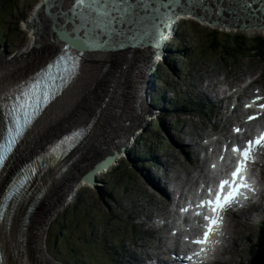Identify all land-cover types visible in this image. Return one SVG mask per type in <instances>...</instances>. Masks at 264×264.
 I'll list each match as a JSON object with an SVG mask.
<instances>
[{"label":"rangeland","instance_id":"374dc122","mask_svg":"<svg viewBox=\"0 0 264 264\" xmlns=\"http://www.w3.org/2000/svg\"><path fill=\"white\" fill-rule=\"evenodd\" d=\"M8 2L9 8L6 9ZM41 2L42 0H0V19L3 20V24L0 27L5 35L8 36L6 38L7 44L4 42L0 43V52L2 51L1 53L5 56L14 57L18 51L22 50L25 45L31 41L33 36L31 37V34L26 29L25 23L31 17L36 6ZM185 16H188V14L179 16L178 19ZM183 22L181 26L184 27V31L176 36L178 40H176V42L174 41L171 48L167 49L171 50L173 53L167 52L166 54L173 67L171 71L166 70L164 75L165 80L181 89L190 102L194 104L200 101L208 103L204 96V92L214 100H217L218 94L225 88V86H223L224 83H222L225 77H229L233 85L235 82L244 81L245 76L242 71V66L245 67L253 63L256 69L255 74L259 75L261 71H263L264 74V59L245 58V56H242L245 47H241L240 44L233 41L230 43L231 47L237 49V56L235 57L227 56L220 48L226 42L228 35L229 37L242 38L245 42H249L256 37L264 38V32L244 35L242 32H223L219 27H212L211 25L191 18H187L183 20ZM214 38H216L215 40L218 43L215 46L212 44ZM24 50L25 49H23V52H26V50ZM225 58L229 59L227 60ZM154 59L153 57V60ZM156 63L157 61L154 60L155 66ZM179 79L182 80V88L179 84ZM262 82L263 84H261V87L264 89V77ZM158 83H160V87L154 85L153 95L162 94L161 96L169 99L171 96L170 94L167 96L165 92L162 93L166 87L161 85L160 81H158ZM109 90L110 86L108 88V91ZM148 102L150 101L142 105L141 110L139 109L141 111L140 113H138V110L135 112L134 116L132 115V120H129L128 124L130 125L132 134L129 136L132 137L134 133V135L137 136L135 138L133 137L134 139H140L142 135L139 136V134H141V132H148L149 128H152L150 127V119L145 116V113L151 112L148 110V108L151 109L149 105L151 103ZM136 105L138 106V104ZM128 108L126 109L125 107L123 113L128 112L127 114L131 115L133 109L130 106ZM129 110L131 113H129ZM205 112L197 113L193 109L187 108V114H180L181 123L176 127L173 126V122L175 121L174 117L163 119L166 131L169 132L171 136L173 135V143L172 141L163 140L166 136V133L163 131L159 134H153L157 138V141L152 143L153 152L148 158L151 159V157L160 156L161 151V160L164 162V167L169 168V172L175 169V175L182 176L183 183L187 181L191 170L188 168L184 159L188 157L187 150L185 149L183 151L182 147L187 148L200 141L204 142L205 146L210 147L207 149V152L214 154V152L217 151L209 134V125L203 118ZM213 122L214 121H212V123ZM116 123L118 127L124 126L118 119ZM113 134L114 133H109L107 140H109ZM203 136L206 137L203 138ZM130 137H128L126 144L129 142ZM142 139L145 140L146 138L143 137ZM27 146H29V143ZM146 146L147 144L142 145V149ZM199 146L202 148V153L204 154V147L202 145ZM34 152L35 151H33V153ZM112 162L113 161H111V163ZM115 165L117 166L107 174L106 172L96 173V170L94 171V179L95 175L99 178L95 188L85 184H81L80 186L75 185L73 190L70 188L69 196L74 194L73 200H71L65 208H62V206L58 207L57 214L60 215L52 219L48 225V231L44 229L46 234L43 243V253L45 255V250L48 254L55 250L54 239L56 236L52 235V232H56L64 221H66L68 225L64 227V233L59 234L60 240L56 244L57 249H61L65 252L70 249H72L73 252L81 250L82 255H87H83L84 257H92V263L90 262V264H109V260H113L114 262L121 261L123 264L129 258L128 254L130 252L135 253L143 251L141 243L136 242L134 239L129 240L127 233H137L136 238H139L140 233L147 230V222H145L144 215H152L155 212L159 202L152 206L151 199L160 201V194L163 192V188H161L162 186L156 187L154 185V183H156L154 182L155 179L152 177L150 180L155 186L154 189L144 177L147 176V171L142 170V167L147 165V161L139 163L133 162L129 165L126 158L124 161L117 162ZM141 171L143 173H141ZM122 173H125V176H123ZM70 180L69 183L73 182L72 179ZM174 180L175 178L172 176L171 181ZM93 181H86L85 183L91 184ZM104 186H109V188L103 193L101 191L100 194L99 190L100 188L103 189ZM115 195L120 199L119 202L112 201V197ZM142 195L147 198V207L145 201L139 199ZM78 199L81 201L82 205L80 206V210L75 214L68 212L71 211L72 206ZM55 205L56 204H53L52 208H54ZM42 207H44L42 203L37 205L36 211L33 213L31 219L34 231H37L38 238L40 239L43 238L44 234L39 232L40 225L38 224L37 218L41 220L42 215H40V213ZM72 217L79 220L80 227L78 229L75 228L76 224ZM48 218V216L44 217V219ZM249 220L251 223L247 222ZM247 221L241 223L243 225H249L247 228H241V241L234 242L235 245L239 244L238 247L240 251L239 258L236 260L237 264H250L253 256L252 247L258 242V236L255 232L257 229L253 227L254 221L251 218H247ZM139 222H142L143 225H140ZM241 224H239V227ZM42 228H44V226L41 223V229ZM143 253L146 254L147 250L144 249ZM151 256H154V254L151 253ZM52 264L55 263L52 262Z\"/></svg>","mask_w":264,"mask_h":264},{"label":"bare ground","instance_id":"6f19581e","mask_svg":"<svg viewBox=\"0 0 264 264\" xmlns=\"http://www.w3.org/2000/svg\"><path fill=\"white\" fill-rule=\"evenodd\" d=\"M209 2L210 0H207L204 4L195 3L194 5L198 10L205 11L209 16L223 20L225 15L222 11L217 10L215 7H209ZM233 3L238 5L239 8L244 9L242 3L237 2V0H234ZM116 4L117 2L114 1L113 5L115 6ZM128 4H133V2ZM191 4H193L192 0H175L172 6L183 9ZM214 6H220L218 0H214ZM187 14L189 13L186 12L180 16ZM57 15H61L60 9L55 10L54 17ZM234 17L237 18L235 21L236 24H252L251 26L261 27L256 33L264 32V5L257 8L249 7L248 10L237 12ZM29 21L30 19L26 22ZM92 33L95 34L93 40L97 54L87 56L86 67L88 69V77L80 83L72 95L66 97L65 101L60 104L43 123L38 121L35 122V136L31 140V146L25 151L23 150L18 158H16V163L19 165L23 163L33 151H39L41 157H45L48 154V150L44 148V146H49L53 142L61 139L67 131L83 123L92 113L98 112L101 109L100 118L92 128L87 141L78 147L77 151L73 153L71 157L53 168H50L51 164L47 163L41 166L44 174L37 185L38 188L35 189V194L44 196L41 199L42 201H40V203L44 205V207L41 208V220L37 218L38 224L40 225L39 232L43 233L44 236L41 239L38 238L37 231H34V226L31 223V217L30 223L24 233V240L22 243L23 255L26 261L31 264H52L43 253V243L46 234L44 229L48 231V225L52 221L53 216L57 213L58 207H61L66 202L70 193V188L73 190L75 185L78 186L79 182L85 183L86 181H93V173L96 169H93L92 165L95 162L101 163V160L105 156L117 153L120 146L126 145V141L128 137H130L129 135H132L130 125L128 124L129 120H132V115L134 116L135 112L139 109L141 110L142 105L150 101L147 100L146 97H157L162 101L168 99L161 96L162 94L153 95L154 85L152 84L153 77L151 71L155 68L154 60H156V58L153 60L152 53H150L151 49L143 51L136 47H128L124 50L112 52L111 48L114 43V38L118 37L122 31H92ZM125 33H127V31ZM128 35L131 37L133 33L129 32ZM35 38L36 36L34 35L31 41L23 48L26 52H23L22 49L18 51L14 57H7L1 53L2 51L0 52V87L3 88L0 90V100L5 93L17 86L22 79L28 75H34L39 72L42 67L48 63L53 54L57 52L58 46H60V44L47 43L41 36L39 40L41 46L36 48L35 43H37V40H35ZM154 39L155 37L148 35L147 41H143L142 44L147 43L148 45L149 40ZM128 42H130L129 38ZM143 56H147V58L145 59ZM124 65L126 66L123 67ZM109 86L112 89L108 91ZM162 93H164V91ZM136 104H138V106ZM9 105L13 107L14 103L11 102ZM128 105L133 109L132 113L129 110L131 115H128V112L123 113L121 111L125 109V107L127 109L129 107ZM148 110L151 111L150 108H148ZM117 119L124 126L118 127V121L116 123ZM109 133L114 134L107 140ZM205 137L206 136H203V138ZM208 148L210 147L206 146V152ZM73 160L74 163L69 171L64 175H60L61 171ZM111 161H114V158ZM260 163L264 164V159H261ZM208 168H210L209 164ZM70 179H72L73 182L69 183ZM154 182H156L154 183L156 187H161L157 184L156 180H154ZM208 182L210 188L212 184L210 181ZM53 204H56L54 208H52ZM47 216L49 218L44 219V217ZM1 222L2 219L0 217V224ZM40 222L44 226L42 229ZM15 234L16 229L15 225H13L9 230V236L13 238ZM213 241L214 235H212L210 239V242ZM7 250H9L8 246ZM2 251L3 249L0 246V252ZM19 257L20 252L14 253L10 256V260L16 262Z\"/></svg>","mask_w":264,"mask_h":264},{"label":"water","instance_id":"95a60500","mask_svg":"<svg viewBox=\"0 0 264 264\" xmlns=\"http://www.w3.org/2000/svg\"><path fill=\"white\" fill-rule=\"evenodd\" d=\"M61 1L65 2V7L67 10L71 11L74 8L76 9L77 4L79 3V0H43V3L40 5L39 9L36 11L35 15L31 18V22L28 24V27H35V25H41L43 26L44 22L46 20H51L52 23H56V19L53 18L54 12L55 10L59 7V4L61 3ZM112 0H108L103 1V4H106L105 7H103L102 5H99L95 10H94V14L96 15V17H94V20H96V24L97 28H103L102 30H107V31H113L115 29L122 31L121 34L118 35V38H115V41L112 45L111 51H115V50H123L122 48L124 47V49L128 48V47H138L137 42H143L146 41V36L147 33L146 31H143L142 34L139 33L140 36L138 37H129L128 33L129 31H127L126 26L124 25L125 21H128L127 18L132 17L133 13L127 15L125 14L124 11H122V14L120 16L121 20L123 21V23L117 22L118 24H115V21L117 20V15H114L112 13L113 7L109 6V3ZM122 2L125 3L126 7L129 8L130 10H134L136 12V9L138 8V4L141 2L143 3V1L138 0V2L135 4L134 1L137 0H121ZM175 0H166L165 2H163V0H147V8H141L140 11L142 13L143 12H147V25L144 23L142 28L143 29H151V28H158L161 27L162 31H161V36H162V40L159 44L160 47H163L167 41V39L170 37V35L173 33V31L175 30V22L178 19L179 15L183 13V11L185 10H190V12L192 14H194V17L196 19H199L205 23H210L213 27H219L221 28L223 31H230V32H242V33H256L258 32V29H261V27H255V26H251L252 24H236L235 21L237 20V18H224L223 20H220L217 17H212L209 16L208 14H206L205 12L201 11L200 13L197 11H192L190 8L186 9H179L176 6H172V4L174 3ZM194 2V0H192ZM198 3H202V1L197 0ZM129 2H133L132 5L128 4ZM237 2L242 3L243 7H251L253 4L250 3H244V1L242 2L241 0H237ZM213 0H211L210 5H212ZM107 4L109 6V9L107 7ZM139 4V5H140ZM190 6V5H189ZM188 6V7H189ZM191 6H193V4H191ZM105 8V14L103 15V17L105 18V22L102 23L100 21H98L97 19H101L100 15L101 12L103 11V9ZM108 12V14H106ZM143 14V13H142ZM88 17L93 18L91 11L87 13ZM66 20L64 19L63 22H65ZM86 20L84 19L83 22H85ZM62 24V23H60ZM251 27H255V28H251ZM230 29V30H227ZM37 31V29H35ZM69 30V29H68ZM66 29H64V32L66 34H71L68 33ZM236 30V31H234ZM255 30V31H253ZM127 31V33H125ZM249 31H253V32H249ZM128 38L130 40V42H128ZM35 40H37V43H35L36 45H39V37H36ZM143 46H148L147 43L142 44ZM150 52V51H149ZM151 53V52H150ZM143 58H147V56H143ZM126 65H124L123 67H125ZM74 163V160L71 161L68 165V168L70 169V167H72V164ZM93 183V182H92ZM264 239H262L257 246V249L254 253V256L250 262V264H264Z\"/></svg>","mask_w":264,"mask_h":264},{"label":"snow or ice","instance_id":"6c2138e0","mask_svg":"<svg viewBox=\"0 0 264 264\" xmlns=\"http://www.w3.org/2000/svg\"><path fill=\"white\" fill-rule=\"evenodd\" d=\"M81 3L84 0H80ZM100 0H91L92 4L99 3ZM65 57L61 56L58 61L54 62L47 66L44 70L45 72H50L53 68L57 67L58 64L63 63ZM75 64L73 65V68ZM65 71L68 72V69L65 68ZM43 78L40 77V74H37V77L33 78L32 81L28 82L25 87L19 89V94L9 97V99L14 101V105L11 108V113L13 115L12 124L14 127H9V139L6 145L2 146L3 152H7L11 149L12 145L16 142L17 138L21 135V132L24 129V125L20 122L21 114L24 116V123L28 122L29 109L39 110L42 103L41 93L39 89L44 88ZM44 99H47L48 93H43ZM4 107V103L0 101V108ZM236 131H239L238 129ZM264 146V136L256 139L254 142L249 141L247 147L241 151L239 148H233V151L241 152L243 159L240 161L235 171L231 173V180H222L218 185V191L215 195L214 200H207L202 202L200 207H209L214 213L223 211L226 207L231 205L236 198L241 194L242 190L249 188L250 185L246 183V177H243V173L246 171L247 162L251 160V153L254 147ZM0 159H3V156H0ZM225 188L229 190L225 192ZM209 195H211V189H209ZM209 220V227L204 234L203 240H196L195 243L205 244L208 241V238L212 234L213 229L218 226L219 219L206 217Z\"/></svg>","mask_w":264,"mask_h":264},{"label":"trees","instance_id":"16d2710c","mask_svg":"<svg viewBox=\"0 0 264 264\" xmlns=\"http://www.w3.org/2000/svg\"><path fill=\"white\" fill-rule=\"evenodd\" d=\"M183 31H184V27L183 26H179L178 34H181V32H183ZM215 39L216 38H214V40L212 41V44L214 46L218 44ZM232 41L240 44L241 47L248 48V51H247L248 54L252 53V54H255L257 57H260V58L264 59V38L263 37H256V38L250 40L249 42H245V40L242 39V38H232V37H229V35H228V38H227L226 42L224 43L223 46L220 47L221 51H223L227 56H231V55L235 56V51H233V47L230 46V43ZM166 68H167L166 65L159 67V70L156 72V75L160 76L162 74L163 69H166ZM170 105L171 104H168L169 107L172 106V105L171 106ZM155 127H156V129L161 131L162 130L161 121H156L155 122ZM154 132H155V129L149 128L148 137L146 138V136H145L146 139L145 140L141 139V141H139L138 143L142 142L143 145L147 144V142L153 137ZM124 174L125 173H122L123 176H125ZM108 188H109V186H104L103 189L100 188V190H99L100 194H101V191L103 193ZM80 206H82L81 205V201L78 199V200H76V202L72 206L71 211H68V212H71V213L75 214V213H77L80 210ZM73 221L76 224L75 228L78 229L80 227L79 220H76V219L73 218ZM80 223H81V221H80ZM67 225H68V223L66 221H64V223L60 225V228L57 229V231L55 232L56 235H59L60 232L64 231L65 230L64 227H66ZM261 234L263 235L264 232L261 233Z\"/></svg>","mask_w":264,"mask_h":264}]
</instances>
